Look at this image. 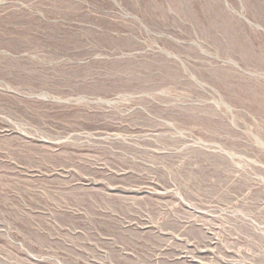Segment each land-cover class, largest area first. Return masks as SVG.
Masks as SVG:
<instances>
[{"label":"rangeland","instance_id":"rangeland-1","mask_svg":"<svg viewBox=\"0 0 264 264\" xmlns=\"http://www.w3.org/2000/svg\"><path fill=\"white\" fill-rule=\"evenodd\" d=\"M0 264H264V0H0Z\"/></svg>","mask_w":264,"mask_h":264}]
</instances>
